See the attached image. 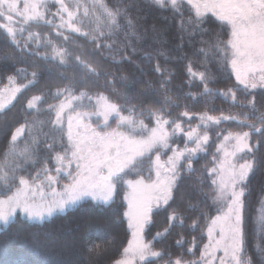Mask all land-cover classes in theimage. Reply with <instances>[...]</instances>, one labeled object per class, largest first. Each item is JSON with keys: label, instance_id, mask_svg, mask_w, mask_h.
I'll list each match as a JSON object with an SVG mask.
<instances>
[{"label": "trees", "instance_id": "obj_1", "mask_svg": "<svg viewBox=\"0 0 264 264\" xmlns=\"http://www.w3.org/2000/svg\"><path fill=\"white\" fill-rule=\"evenodd\" d=\"M101 2L117 13L116 24L111 25L104 10L98 7L101 9L98 16L89 11L86 16L81 15L80 21L74 19L79 32H71L66 25L60 27L56 2H42L39 12L44 19L25 23V32L20 36L22 46L29 31L38 35L39 43L32 36L26 52H21L0 29V88L11 82L21 87L14 101L0 111V198L11 194L22 177L32 182L37 173L44 174L43 169L53 172L54 156L60 152L61 141H66L63 131L54 124L55 111H50L49 106L63 99L66 88L76 96L84 93L78 100L83 107L94 105L93 99L97 100L99 95L106 96L109 103H117L121 115L143 121L150 128L155 126V120L149 114L160 108L164 109L166 119L182 126L194 125L201 114L233 115L236 120L222 121L214 131L212 127L206 129L210 143L204 153L192 158V170H186L189 162L185 159L182 167H178L174 200L170 201L172 208L154 211L153 223L145 229V240L153 242L152 250L165 253L163 260L154 259L146 264H165L169 253L173 260L183 254L186 262L199 261L209 217L216 215L212 207L216 191L207 179L221 138L217 139L214 132L248 130L241 125L244 114L253 110L241 104L254 101L258 115L264 110V89L244 90L238 86L235 102L231 95L223 94L236 84L230 60L224 58L231 32L229 26L211 13L197 17L186 0H176L175 6L171 0H164L163 5L155 4V0ZM128 4H131L129 9ZM129 18L135 21L136 28L126 27ZM92 36L98 38L95 43ZM99 44L106 47L99 48ZM54 48L70 54L66 64L61 65L58 56L53 59ZM133 51L135 55L129 57L128 53ZM230 54L229 47V57ZM81 61L98 68L101 76L94 85L73 88L71 79L79 78ZM157 67L162 74L155 70ZM189 67L196 76L189 74ZM106 74H110L107 83ZM93 79L90 75L89 80ZM57 92L63 93L59 99ZM33 96H41V100L30 111L26 106ZM128 96L132 100L125 99ZM129 103L135 104L134 110L130 111ZM185 111L189 117L181 115ZM169 112L170 116L166 114ZM166 127L171 131V126ZM17 128H28L29 132L13 143L12 135ZM172 139L173 146L185 145L183 135ZM256 142L253 134L252 143ZM155 154L153 151L137 159L136 169L129 168L117 179L121 185L116 202L123 204L122 211L126 202L123 201L125 185L121 181L152 179L150 165ZM246 159L253 162V170L245 181V245L241 255L250 258L253 264H264V146ZM105 208L102 202L86 199L40 222L16 214L7 225L0 226V264H113L122 257L130 231L126 220L112 223ZM173 208L176 218L169 221ZM165 229L170 231L164 238L153 241ZM181 239L185 241L182 248L177 246ZM188 249L192 251L189 253Z\"/></svg>", "mask_w": 264, "mask_h": 264}, {"label": "snow or ice", "instance_id": "obj_2", "mask_svg": "<svg viewBox=\"0 0 264 264\" xmlns=\"http://www.w3.org/2000/svg\"><path fill=\"white\" fill-rule=\"evenodd\" d=\"M59 5V14L63 28L65 25L71 32H79V29L74 26L75 13L71 10L72 5L66 4L63 0H56ZM173 6L176 5V0H171ZM188 3L195 9L197 17L204 12L212 14L216 20L225 23L230 27L231 38L227 41L224 47V58L230 60L231 71L235 76L236 84L228 88L223 94L231 95L233 102L237 99V88L243 86L244 90L256 89L260 87L264 89V0H188ZM94 4L104 10L111 25L116 24V14L101 2L94 0ZM155 4L163 5L164 0H155ZM79 7V5H77ZM131 4L126 6L127 9ZM37 5L29 3L25 0L23 16L24 24L29 21L43 20V15L36 11ZM29 13H31L29 15ZM67 15L65 21L64 16ZM87 14V10L86 13ZM2 15V14H0ZM49 23H51L49 21ZM127 28H136L135 21L131 18L127 19ZM0 29L6 32L8 39L19 47L21 52H26L29 47V41L32 36H36L31 31L25 37L24 43L21 46L20 38L25 32V27H13L9 24H0ZM147 32V30H145ZM104 34L101 33V36ZM37 37V36H36ZM67 39V37H65ZM95 43L97 36L91 37ZM35 43H39L38 37ZM99 48H105V44H99ZM128 45H125L127 49ZM230 47L231 54L228 55ZM134 48V46H133ZM56 57H60V64L64 65L68 61L70 54L61 49L56 51L53 49ZM129 57L135 55V51L128 53ZM121 59H124L122 56ZM79 60V57H77ZM80 67L79 78L71 79L72 87H87L89 84H95V80L101 76V71L98 68L90 67L82 61ZM161 73V69H155ZM188 72L192 76L196 73L191 67ZM37 73H33L36 76ZM94 79L89 80V76ZM110 74L105 75V81ZM201 79L204 78L203 73L200 74ZM146 84L148 82H145ZM19 88H13L15 94L19 92ZM69 92L63 100H60L57 106H49V110L55 111V124H60L65 113L68 110L67 118V140L73 143L75 151L67 153L76 158V162L66 159V150L68 144L61 141L60 152L54 157L57 167L56 175H47L48 169H43L46 175L48 187L51 189V200L45 201V192L39 186L30 187L29 180L21 178L19 187L10 195L0 199V222L8 224L9 219L19 210L26 214L29 219H42L45 215L51 217L57 209L63 211L65 205L74 204L77 201L89 197L92 201L102 202L106 205L105 212L112 223L127 222V229L130 230L131 239L127 241V247L123 249V258L115 261V264H146L148 257L156 258V261L163 260L165 253L163 251H153V242L145 240V229L153 223L154 211H168L172 208L170 201L174 200V185L178 182V167H182V158L187 160L188 169L192 170V157L197 152H202L205 146L210 143V135L206 130L201 134L198 127L189 125V129L185 131L181 123L175 120L165 118L164 109H157L156 112L150 113V119L155 120V126L150 129L140 121L139 124L132 119L131 116L121 115V111L117 103H109L108 97L99 95L97 99L98 109L93 112L75 111L73 101L78 100L80 96L73 95L71 89L66 88ZM205 91H208L205 84ZM250 94V93H249ZM63 95L62 92L56 93V98ZM127 100H132V96L125 97ZM41 100V96H33L28 101L27 108L32 109L36 106V102ZM132 104V103H129ZM179 105H177L178 107ZM2 107V105H0ZM241 107L251 108L252 113H245L242 128H247L246 131H225L221 130L216 133L219 143L216 145V150L213 153V167L207 171V179L215 185L218 194V206L214 204L216 215L210 218V223L207 226V243L204 244L201 251L203 264H253L250 258L242 257L241 253L245 245V181L249 177V173L253 170V162L246 159L249 154H254L259 150L260 146H264V110L259 111L256 115V104L252 100H247L242 103ZM135 104H132L131 110H134ZM159 113V114H158ZM115 114L120 125H128L135 132L136 128H140L146 134L137 137L131 133L121 135V139L125 141L121 147L114 145L115 152L111 155L105 153L101 159L99 152H93V145L97 139L103 134L99 133V128L108 123L109 116ZM142 114V113H141ZM171 115V113H166ZM96 115L102 117V124H93L90 117ZM184 117H189V112L181 113ZM255 116V119H253ZM89 118V119H86ZM237 117L233 115H221L219 117L213 115L201 114L199 121L207 126L208 124L219 125L222 121H234ZM251 121V122H248ZM259 125V126H258ZM166 126H171V131ZM96 131L92 134V130ZM22 129L17 128L12 135V140L15 141L20 135ZM182 134L185 137V146H173V137ZM253 134L256 136V144L252 143ZM189 144H194V147H189ZM156 152L154 161L155 178L145 180L144 177L137 179V183L142 187L140 189L133 188L131 179L121 181L128 189H132L131 196L124 195L123 201L126 202V209L123 211V204H117L116 196L121 184H117V179L131 168L136 169V161L138 158L144 157L145 154ZM168 155L166 161L161 160L162 154ZM62 153V154H61ZM243 160L242 163L239 161ZM75 166L74 168L72 166ZM64 173L67 178V183L60 187V174ZM227 173V179L224 174ZM152 177V176H151ZM218 178V179H217ZM40 179V173H37L34 180ZM143 188L149 189L146 193ZM11 191V189H9ZM39 195L41 202L36 203V197ZM176 218V209H172V214L168 216L169 221H174ZM170 229H165L164 233H157L153 237V241L161 240ZM185 241L183 239L177 241L178 247H183ZM189 253L192 249L187 250ZM217 252L222 255L217 256ZM165 261V264H201V261L186 262L183 259V254L175 260L170 258Z\"/></svg>", "mask_w": 264, "mask_h": 264}, {"label": "rangeland", "instance_id": "obj_3", "mask_svg": "<svg viewBox=\"0 0 264 264\" xmlns=\"http://www.w3.org/2000/svg\"><path fill=\"white\" fill-rule=\"evenodd\" d=\"M45 1H54V2H56V0H28L29 3H34V4L37 5L36 11H38V12H39L40 5L42 4V2H45ZM186 1L188 2V0H186ZM63 2L66 3V4L72 5V9L71 10L75 13L74 19H76L78 21H80L81 15L82 16H86L89 11L93 12L97 16L99 14V11H101V9L99 10L100 7L98 5H96V4H94V0H63ZM24 4H25V0H0V14H2V15H0V24L6 23V24H9V25H11L13 27H17V28L21 27V26H25L24 25V21H23V16L21 15L23 13V11H24ZM77 5H79V7H77ZM86 10H87V14H85ZM30 14L31 13H29V15ZM66 20H67V17H65V21ZM17 35L20 38L21 34L17 33ZM36 36L38 37V35H36ZM36 36H33V37L37 38ZM56 51H59V50L56 49ZM53 54L55 55L54 51H53ZM13 88H19L20 91H21V87H19L16 84H14V82H11L9 85H7V86H5L3 88H0V105H2V107H0V111L5 109L6 107H8L14 101V99L17 97L18 93L20 92L19 91V92H16L15 94H13V92H12ZM68 95H69V92L66 91V94L64 95L63 99L66 96H68ZM80 99H78V100H80ZM78 100L73 101V108H74L75 111L93 113L99 107V105L97 104V100L96 99H93L94 105H89V107H83L80 103H78ZM36 104H37V102H36ZM58 104H59V102L56 105H54V106H57ZM26 109L30 110V111L31 110L33 111V110L36 109V106L34 108H32V109H28L27 106H26ZM69 114H74V113H69L68 110H65V113L63 115L61 123L60 124H55L54 123V124H55V126L57 128H59L61 131H63V136L65 137V141H66L65 144H68V149L66 150V157L65 158L69 159V160H71V161H73L75 163L76 162V158L67 154V153H71L72 151H75V149L73 147V143L67 140V118H68ZM86 119H89V118L86 117ZM132 119L135 120L137 122V124H139V122H140L139 120L135 119L134 117H132ZM54 121H55V116H54ZM90 121L94 125L95 124H100V123L102 124L103 118L102 117H97L96 115H92L90 117ZM191 126L192 127L199 126L198 127V131L202 134L203 131L205 130V127H206V129L212 127V129L214 131L215 130L214 127L217 126V125L210 123L207 126H205V125L200 123L199 117H198L197 122L194 125H191ZM147 127L150 129L149 126H147ZM182 128L185 131L190 130L189 126H182ZM20 129H22V131H21L20 135L17 137V139L15 141L12 140L13 143H16L21 137L24 136L25 133L29 132L28 128H20ZM95 131L96 130L93 129L92 132H90L89 134H92ZM217 132L218 131L214 132L215 133L214 135L216 137H217V135H216ZM99 133H101L103 135L101 137H99L97 139L96 144L93 145V152L94 153L99 152L101 154V157H100L101 159L103 158L105 153L111 155L112 153L115 152L116 149H115L114 145H119L121 147L124 145L125 141L121 139V135H120L121 133L124 134V135H127V134L131 133V134H133V135H135L137 137H141V136L146 135L143 132V130L140 129V128H136L135 132H133L132 129L128 127V125H126V124L120 125L119 121H118V118L115 116V114H112V115L109 116L108 123L105 124L103 127L99 128ZM180 135H182V134H178V135H176L174 137H179ZM220 139H222V137ZM184 140H185V137H184ZM218 143H219V141H218ZM175 146H177V144L174 145V147ZM184 146L185 145H183L180 148H183ZM188 146L189 147H194L195 145L194 144H189ZM204 152H205V149L202 152H197V154L198 153H204ZM168 155H171V152H168L167 154H162L161 155V160L162 161H166L167 158H168ZM195 156H193L192 158H194ZM155 158H156V154L154 155V157H153V159L151 161V165H150V168L152 170V178H155V170H154ZM182 161H183V158H182L181 162ZM239 162L242 163L243 160H240ZM54 163L56 164L55 159H54ZM56 167H57V164H56ZM56 167L53 169V172H48L47 175H56V172H55ZM72 167L74 168L75 166L73 165ZM185 168H186V170H189L188 169V164H186ZM178 173H179V170H178ZM60 177H61V178H59L60 179V187H58V191H61L62 190V185L64 183L68 182L64 173H61ZM224 178L225 179L228 178L227 177V173L224 174ZM124 179H129V178H124ZM137 179H139V178L131 179V182H132L133 188L140 189L142 186L137 183ZM29 185H30V187L39 186L40 188H42L44 190V192H45V201L44 202H48V201L51 200V196H50L51 189L48 187L45 173L40 176L39 180H34L32 182H29ZM18 187H19V185H18ZM214 187H215V191H216L215 204L218 206V204H219V201L217 200L218 190H217L215 185H214ZM142 190L145 191L146 193L149 191V189H147V188H143ZM125 194L128 195V196H131V194H132V189H128L126 185H125V193H124V195ZM3 198H5V197H2L0 199H3ZM86 199H90L91 200V198L85 197V198L77 201L74 204H67V205H65V208H64L63 211H65L68 208L73 207L78 202H80L82 200H86ZM35 202L36 203H40L41 202L39 195H37ZM63 211L57 209L56 211L53 212V214L59 213V212H63ZM16 214H19V215H21L23 217L28 218L26 216V214L21 213L19 210H17L16 213L9 219V221ZM47 218H49V216L45 215L42 219H36V218H32V219L28 218V219L31 220V221H35V222H40V221H43V220H45ZM2 225H5V224L3 222H0V226H2ZM206 232H207V228H206ZM206 232H205V235H206ZM130 239H131V233H130ZM206 243H207V237H206ZM216 255L220 256V255H222V253L221 252H217ZM123 256H124V254L122 255V257L120 259H122ZM154 259H156V258L148 257L147 262L152 261ZM199 261H201V264H203L202 257L200 258ZM113 264H115V262ZM216 264H219V262L216 261Z\"/></svg>", "mask_w": 264, "mask_h": 264}]
</instances>
